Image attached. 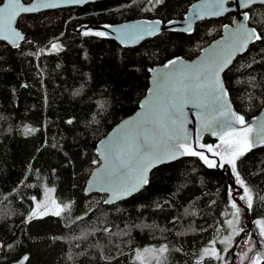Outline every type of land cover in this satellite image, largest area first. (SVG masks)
I'll use <instances>...</instances> for the list:
<instances>
[{
  "label": "trees",
  "instance_id": "trees-1",
  "mask_svg": "<svg viewBox=\"0 0 264 264\" xmlns=\"http://www.w3.org/2000/svg\"><path fill=\"white\" fill-rule=\"evenodd\" d=\"M192 1L97 0L26 13L17 23L28 32L19 47L0 41V264H21L24 256L23 264H198L230 208L225 171L187 155L154 168L139 192L112 204L102 193L86 194L84 184L99 163L96 143L138 107L149 70L195 56L232 13L129 47L76 31L84 23L167 21ZM247 11L248 23L264 29V5ZM223 79L237 114L253 117L264 106V41L238 55ZM215 141L205 136L202 143ZM237 163L253 206L262 203L264 147ZM48 188L65 211L29 219L33 197ZM260 205L254 218H264ZM163 245L168 251L158 262L136 259L137 250Z\"/></svg>",
  "mask_w": 264,
  "mask_h": 264
},
{
  "label": "snow or ice",
  "instance_id": "snow-or-ice-1",
  "mask_svg": "<svg viewBox=\"0 0 264 264\" xmlns=\"http://www.w3.org/2000/svg\"><path fill=\"white\" fill-rule=\"evenodd\" d=\"M85 2L86 0H64L67 4ZM226 2L227 0H212L210 4L201 6V10L194 9V11L197 18H203L204 15H222L227 10ZM255 2L256 0H239L238 6L240 9H250ZM156 3H163V0H156ZM260 3L264 5V0H260ZM55 7H59V4L52 0H40L38 3H25V0H0V39L19 47L17 41L23 40L24 37L17 30L16 25L22 14L33 13L40 8ZM240 15L242 20L233 18L234 29L224 25V28L229 30L228 37L208 50L199 64H185L180 58L168 61L164 65L167 71L157 72L154 88L150 89L152 99L141 104L140 107L144 111L138 119L126 121L117 135L107 143L101 141L105 164L96 173V184L101 190L119 189L127 192L138 189L141 184L147 183L146 173L156 163L164 162L167 157L175 158L177 155L196 156L209 168H225L227 165L236 184L243 189L244 195H240L239 199L246 200L247 208L252 210L251 190L241 177L237 162L254 148L264 147V123H261L259 128H254L245 120L244 115H238L231 110L226 99L228 92L220 77V74L231 64L234 56L245 51L249 43L264 41V29L257 31L255 27L247 25L250 19L249 11H242ZM163 23L161 20H155L145 24L125 26L114 31L118 33L122 42H134L145 35L155 34ZM187 30H191V24ZM83 34L101 37L107 35L102 31L94 33L85 31ZM51 47L59 50L58 44L53 43ZM189 105L193 109H198L195 112L199 122L195 145L190 142V133L185 128L187 122L185 107ZM68 123L71 124L72 121L69 120ZM26 131L34 132L35 129H26ZM205 132L217 136L220 144L201 143V135ZM133 176L137 183L132 184L130 189L125 188V182ZM234 190L233 186L229 185L230 198ZM66 207L67 205L64 207L57 205V211L54 214L61 215ZM231 207L236 209L235 215L238 216L240 208L235 200L232 201ZM35 215L36 213L33 212L29 219ZM77 219H83V217ZM227 223L231 226L233 222L229 220ZM261 236H264V224L261 227ZM228 240L230 237L225 238V241ZM212 243L215 244V241ZM227 250V248L223 249L225 252ZM150 251L163 254L168 251V247L163 245L159 249H143V253ZM208 253V248L202 250V256ZM212 253L216 259H223L214 248ZM136 259L143 262L140 250H137ZM244 259H250L247 252L241 254V260ZM260 259L261 254L257 253L256 258L251 260V264H259ZM27 260L28 257L24 256L23 261Z\"/></svg>",
  "mask_w": 264,
  "mask_h": 264
},
{
  "label": "water",
  "instance_id": "water-1",
  "mask_svg": "<svg viewBox=\"0 0 264 264\" xmlns=\"http://www.w3.org/2000/svg\"><path fill=\"white\" fill-rule=\"evenodd\" d=\"M93 1H97V0H86L85 3H81V4H67V3H64V0H52V2H55V3L59 4V7H55V8H40L38 11L62 8V7H76V6H81L83 4H86V3H89V2H93ZM29 2L38 3V2H40V0H30V1L25 2V3H29ZM211 2H212V0H193L190 3V5L188 6L186 12L184 13V15L182 17L173 18V19H169L167 21H163L164 23L162 24V26L160 27L158 32H156L155 34L150 35V36L145 35V36H143V38H141L139 40H136L134 42H122V40L118 36V33L116 31H114V30L115 29H122L125 26L145 24V23H147L149 21H155V20H159V19L133 18V19H129V20H125V21H121V22H117V23H112V24H107V25H103V24H85V25L79 26L76 29V31L77 32L87 31V30L102 31V32L107 33L106 37L115 40L118 44H120V45H122L124 47H129V46H135L138 43H140L141 41H143V40H145L147 38H151V37L157 35L158 33L162 32V31L189 32L187 30L189 28V24H191V30H192L194 25L196 24V22L198 20H200V19H203V18H219V17L225 16L228 13H232L230 21L222 25L220 34L217 37H215L214 39H212L211 41H209L206 45L201 47V49L199 50V52L195 56H193L191 58H185V57H181V56L175 57V58H180V60L183 63H185V64H199L200 61H202L205 58V55H206L208 50H210L213 47H216L218 44L223 42L228 37L229 30H226L224 28V25H229L230 29H234L235 28V24L233 23V18L235 17L237 20H242V16L240 15V13L242 11H247V9H240L239 8V6H238L239 5V0H227V2L225 3V8L227 10L222 15H204L203 18H197V15H196V12L194 11V9L201 10V6H206V5L210 4ZM257 4H261L260 0H256V2L253 5H251V6H254V5H257ZM204 10L205 11H211L210 9H204ZM38 11H36V12H38ZM168 21H174L175 23L168 24L167 23ZM247 25L249 27H253L252 25H250L248 23V21H247ZM105 26H108V27H105ZM16 28L21 33V35L24 37L23 40H25L27 38V36H28V32L21 30L20 28H18L17 25H16ZM23 40H18L17 43L20 44ZM0 41L6 42L8 45H10L12 47H15L9 41L2 40V39H0ZM250 44L251 43H249V45ZM249 45H248V47H249ZM245 51L237 53L234 56L231 64L228 66V68L233 64L235 58L238 55L244 53ZM175 58H173V59H175ZM166 63L154 65L151 68L153 71H149L148 86L146 88V91H145L144 95L142 96V98L139 101L138 107L133 112H131L130 114L126 115L121 120H119L96 143L95 151H96V154L98 156L99 163L91 170L88 178L86 179L85 184H84V192L86 194H91V193H102V194H104L105 195L104 199H103L104 204H112V203H116L119 200L128 198L131 195L139 192L146 185V183L145 184H141L138 189H134V190L127 191V192H122L119 189L115 190V191L114 190H101V188L96 184V180H97L96 173L105 164L104 156L102 154L103 153V145L101 144V141H104L105 143H107L109 140H111L113 137H115L117 135V133L120 131L121 127L125 124L126 121H132V120L138 119V117L144 111V109H142L140 107L141 104H144L147 100L152 99V97L150 95V89L154 88V79L156 77L157 72L167 71V69L164 68V65ZM228 68H226L224 70V72ZM224 72H222L220 74V77H221L223 85H224V87L226 89V86H225V83H224V79H223ZM226 99L229 102V107L231 108V110L237 114V111L235 110V108H234V106L232 104V101L230 99L229 94L227 95ZM196 111H198V109H193L190 105L185 107V114H186V121H187L185 123V128L190 133L189 139H190V142L193 145H195V143H196L195 136H196V132H197L198 127H199V122H198V120L196 119V116H195V112ZM246 121L249 124H251L254 128H259L260 124L264 123V106L261 107L259 109V111L253 117L247 119ZM236 127H240V126L236 125ZM205 136H209L211 139H218L217 136H213V135L205 132V133H202V135H201V140H200L201 143H202V140H203V138ZM179 151H182V150H179ZM208 155H210V154H208ZM185 156H187V155H177V156H175V158L167 157L164 160V162L156 163L154 166L150 167L149 170L147 171V173H146L147 180L149 178V175H150L151 171L154 168L158 167L159 165L166 164V163L178 160V159H180L182 157H185ZM221 169L226 172V175L228 177V180H227L228 184L232 185L233 188L235 189L236 185L233 182L234 179H233V177H232V175H231V173L229 171V168L225 166V168H221ZM134 183H137V180L133 176L130 180L125 182L124 187L130 189L132 184H134ZM236 192H239V190H236ZM247 221H248L247 225H246L247 230L245 232H249V240H250L249 249H251V251H249V249H248V251H246V252L248 253V257H250L254 252L256 254L260 253L261 254V261H263L264 260V239H261V240L258 239V236L255 233V228L252 225L250 218H248ZM241 234H243V232H241Z\"/></svg>",
  "mask_w": 264,
  "mask_h": 264
},
{
  "label": "rangeland",
  "instance_id": "rangeland-1",
  "mask_svg": "<svg viewBox=\"0 0 264 264\" xmlns=\"http://www.w3.org/2000/svg\"><path fill=\"white\" fill-rule=\"evenodd\" d=\"M219 144H220V141H219V139H217V141H215V143L213 145H219ZM221 148H223L222 145H221ZM226 167H228V166L226 165ZM229 171H230V169H229ZM234 183L236 184V182H234ZM240 195H244V193L240 192L238 194H235V196L237 198H239ZM33 202H34V207H33L32 213L35 212L36 215L37 214H42V213H55L57 211V205H59V204L56 203V201L54 199L53 189L52 188H48L44 192L40 193L38 196H35V199H33ZM231 203H232V200L230 199V208L228 210V214L223 220L222 228L219 231L217 237L215 236L213 239H211L207 243L206 246H204L202 248V250L204 248H208L209 249V253L207 255H203L202 256V251H201V253H200L199 257H198L200 264H203V263L204 264H226V261L228 259L227 255H228V253L230 252V250H231V248L233 246L234 240L238 237L239 231L244 226L242 224L245 222L244 206L246 205V200H241L240 203L236 202L237 206L240 208V212H239L238 216L235 215L236 209H233L231 207ZM38 205H39V207H37ZM60 206L63 207L62 205H60ZM229 220H232V222H233L231 226H229L228 223H227V221H229ZM258 222H261V223H258ZM262 224H264V218L257 217V218L253 219V226L255 228V233L259 237L258 238L259 240L264 239V236H261ZM226 237H230V240L225 241ZM212 241H215V244H213ZM221 241H225V242L222 243ZM249 247H250V243H248V242L247 243L246 242L242 243L241 247H238L236 249L235 253H237V250H238V254H239L240 258H241V254L246 252V251H248ZM147 248L148 249H154L153 247H147ZM213 248L216 250V252L219 253L220 256L223 257V259H216L213 256V253H212V249ZM225 248L228 249L227 252L223 251V249H225ZM143 249H145V248L139 249L141 251V253H142L143 261L158 262L162 258L163 254H160V253H158L156 251H150L148 253H143ZM155 249H157V248H155ZM204 257L208 258V262H205L203 260ZM249 258L250 259H248L246 261L247 264H251V260H254L256 257L251 255ZM229 260H230V258H229Z\"/></svg>",
  "mask_w": 264,
  "mask_h": 264
},
{
  "label": "flooded vegetation",
  "instance_id": "flooded-vegetation-1",
  "mask_svg": "<svg viewBox=\"0 0 264 264\" xmlns=\"http://www.w3.org/2000/svg\"><path fill=\"white\" fill-rule=\"evenodd\" d=\"M85 24H90V23H84L83 25H85ZM80 26H82V25H80ZM79 27V26H78ZM77 27V28H78ZM76 28V29H77ZM87 31H93V30H87ZM80 32H85V31H80ZM220 170H222L221 168H219ZM232 177H233V179H234V176L232 175ZM233 182H235V179H234V181ZM235 184V183H234ZM236 185V187H235V190L232 192V195H231V200L233 201V200H237L236 202H241V200L239 199V198H237L236 196H235V194H238V193H240V192H243V189L242 188H240L239 187V185H237V184H235ZM228 187H229V184H228ZM236 190H239V192H236ZM264 192V191H263ZM253 198V197H252ZM243 202V201H242ZM260 204H264V193H263V202L262 203H257L256 205H254L253 206V209L252 210H249L248 208H247V204L244 206V216H245V222L242 224V225H244L241 229H242V231L240 230L239 231V234H238V237L234 240V243H233V246H232V248H231V250H230V252L228 253V259H227V261H226V264H247V260L248 259H244L243 261H241V258H240V256H239V254H238V250H237V253H235V251H236V249L238 248V247H241V245H242V243H250V240H249V232H245L246 230H247V228H246V226L245 225H247V220H248V218H250V220H251V223H252V225H253V219H254V217L252 216V211L253 210H255L254 208H256V209H259L260 207H261V205ZM241 232H243V234H241ZM254 257H256V253L254 252L253 254H252ZM229 258H230V260H229ZM241 261V262H240ZM264 261V260H263ZM262 261H261V259H260V262L259 263H261Z\"/></svg>",
  "mask_w": 264,
  "mask_h": 264
},
{
  "label": "bare ground",
  "instance_id": "bare-ground-1",
  "mask_svg": "<svg viewBox=\"0 0 264 264\" xmlns=\"http://www.w3.org/2000/svg\"><path fill=\"white\" fill-rule=\"evenodd\" d=\"M139 44V43H138Z\"/></svg>",
  "mask_w": 264,
  "mask_h": 264
}]
</instances>
